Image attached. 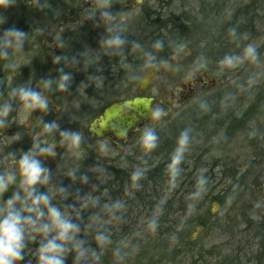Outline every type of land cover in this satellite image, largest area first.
I'll return each instance as SVG.
<instances>
[{"label": "rangeland", "instance_id": "374dc122", "mask_svg": "<svg viewBox=\"0 0 264 264\" xmlns=\"http://www.w3.org/2000/svg\"><path fill=\"white\" fill-rule=\"evenodd\" d=\"M86 2L85 0L84 4ZM157 2V0L148 1L149 6H155ZM169 3L166 10H170L174 16L183 18V21L178 23L188 25L191 30L187 35L179 37L176 34V25L168 20L163 22L166 24L164 27L171 24L169 27L171 32L166 31L165 36L173 40L171 48L174 51L165 57V60L172 63L173 68L145 67L144 56L143 66L138 70L130 64L122 68L109 64L108 67L106 65V69L114 80L107 82L101 78L96 79L95 92L91 99L81 92L78 97L70 96L71 94L68 93L65 95L67 100L61 98L56 100V104L62 106L63 131L81 133L82 121L88 116L87 114L82 116L83 106L92 105L90 113L94 112L97 116L108 104L135 97L138 95L142 80L149 73L158 76H155L149 85L145 96L161 98L171 90H177L180 85L186 84L193 65L200 58H204L206 66L192 72V77L211 73L220 80V83L191 98L181 107L173 110L168 117L159 118L145 126L156 131L159 137L156 147L158 149L165 144L177 145L183 129L192 130L189 143L180 145L181 159L179 162H174V167L177 169L174 180L150 189V194H154L155 198L158 195L159 199L158 197L156 199L162 204L152 206L149 204L150 208L146 209L140 204L136 194L109 184L112 181L111 167L122 168L129 172L134 168V170L136 168L144 170L157 160L164 159L153 155L152 151L158 149L146 151L141 146L140 137L143 130L122 149L115 148L111 141H106L91 145L90 148L80 145L78 148L68 149L65 146L62 154L45 155L43 159L39 157L43 165L50 169L51 179L48 185H38L37 189L39 192L49 191L54 200L57 195L53 187H65L71 194L75 193L69 195L67 199L55 201L54 204L62 209L67 207L66 211L73 214V222L78 223L80 229L85 231L84 237L88 242L90 241L89 243H95L94 235L101 228L117 229L123 224L130 226L129 229L133 231L128 236L129 242L121 241L120 249L112 251L111 257L104 258L102 264H264V233H259L258 230L259 225H264V101L259 99L264 95V0H170ZM33 7L29 0H16L14 6L0 8V18L4 20L0 23V35L11 27L27 25L23 23L26 21L23 11H32ZM62 20L68 22L69 19ZM62 20L59 18L58 23L53 26L58 28ZM68 26H73L72 20H69ZM232 29L236 30L235 36L231 33ZM31 33L32 36L38 34L36 31ZM162 35L164 36V33ZM145 37L147 38L146 35ZM25 43L27 46L15 56L14 62L9 60L13 58L11 49L6 66H2L6 60L1 62L0 59V87L3 85L0 90L4 92L3 90L7 88V91L0 95V106L12 103L13 96L10 98L12 92L9 90L15 82L18 83L17 87L25 84L22 78L16 75L22 71V67L29 64L25 59L33 56L28 55L31 48L29 39H25ZM248 44L256 47L259 53L258 60L244 59L236 66H223L219 63L226 55H243ZM99 70L103 68L97 67V76L102 74ZM41 94L44 96L43 92ZM261 99H264V96ZM204 100H208L204 105H208L210 109L194 108ZM17 102L20 109L16 111V122L11 121L12 111L6 117L0 118L3 119V123L0 124V136H4L3 144H0V173L15 171L10 169L7 161L13 142L9 133L11 126L15 125L20 133H24L35 126L39 128L42 118L45 117L40 109L23 108V102L18 97ZM257 104L260 114L247 122L246 126H238L240 123L243 124L244 120L234 123L233 127L236 125V128L220 127L221 120L225 116L228 118L235 114L239 117L247 108ZM211 105L217 107L216 112ZM203 111L206 114L212 112L211 117L205 121L203 117H197ZM226 113L231 115L227 116ZM201 118L202 122H195V119ZM54 119L53 114L48 115L49 123ZM177 150L172 153H177ZM255 158L258 163L255 162L254 169L250 170L241 182V174L247 172V162ZM98 167L104 168L110 178L105 180L101 176L100 179V174L96 172ZM73 168L78 169L75 180L67 175ZM237 172L238 175L233 176ZM16 173L17 183L10 186L8 192L0 194V205L17 190L20 176L19 172ZM81 175L89 177L87 184L80 181ZM201 177L206 178L204 185L198 183ZM93 186H96L95 190ZM228 188L232 191L224 194ZM185 189L201 191L196 195L197 197L192 198L194 205L191 210H194L195 216L199 215L206 220V227L195 224L187 230L188 239L180 242L172 232L168 235L166 231L169 230L171 222L182 223L181 213L179 216L168 215L167 224L158 230L153 229L152 221L159 223L162 218L157 212L163 203L166 204L175 197L177 199V195L174 194ZM88 193L100 196L101 203L96 208L81 209L77 197L78 195L84 197ZM225 195H228V198L224 206L215 201L216 198ZM180 196H183L181 192ZM118 199L125 205L119 212L120 219L109 221L105 217L103 223H97L95 227H87L90 217L101 212L104 203ZM189 199L190 197L187 196L186 200ZM257 203L260 204L258 208L255 207ZM138 205L143 206L144 210ZM173 207V209L177 208V206ZM77 209L81 211L79 217L74 214ZM143 211L145 213H142ZM245 213L253 219L252 228L248 226L247 233L242 220V215ZM100 215L105 216V213L101 212ZM160 230L163 232L162 235L157 234ZM132 236L136 237L132 238ZM128 237L125 235L122 240ZM135 239L137 240L134 242ZM39 243V239L26 241L24 259L17 264H29V261L31 264H37L38 258L33 253L39 247ZM74 260L75 253L74 258L71 259L72 263L67 264H74Z\"/></svg>", "mask_w": 264, "mask_h": 264}, {"label": "clouds", "instance_id": "9594fccd", "mask_svg": "<svg viewBox=\"0 0 264 264\" xmlns=\"http://www.w3.org/2000/svg\"><path fill=\"white\" fill-rule=\"evenodd\" d=\"M16 0H0V8H8L14 6ZM30 5L36 8H43L44 3L41 0H29ZM108 7L100 10V18L107 25L109 35L102 38L100 43L106 52L114 51L121 53L124 46L128 43L123 34V27L114 24L116 15L109 11ZM95 14L84 15L86 19H93ZM0 23H3V18H0ZM233 36L236 35V30L232 29ZM27 33L16 27H11L0 35V57L9 58V49L22 50ZM246 38V37H245ZM135 49H139L145 58V67H168L173 68L174 65L165 59H158L157 53L164 49L165 42L156 40L152 44L153 51L145 50L139 42H132ZM175 54H173L174 56ZM259 53L256 47L248 44L243 55H226L219 63L223 66H236L244 59L258 60ZM98 59V58H94ZM173 59V57H172ZM60 56L55 57V62L59 63ZM206 66L204 58H200L188 73V78H192V72ZM56 82L58 90H66L71 77L69 74H63ZM101 76H94L90 79H99ZM52 84L51 80L44 81L43 87L47 88ZM11 95L18 97L23 102V108L40 109L46 111L49 106V100L40 92L33 90L31 87L22 86L12 90ZM206 105L202 104L201 107ZM12 111V105L6 103L0 106V118L6 117ZM164 109L156 106L149 111L150 119H159L164 115ZM3 119H0V124ZM59 125L55 122L43 124V131L53 133L58 129ZM62 139L60 143L66 145L68 149L78 148L82 144V135L79 132L62 131L60 132ZM127 136V132L122 133ZM16 136L19 137V134ZM158 135L153 128L145 127L140 137V144L146 151H151L157 147ZM190 140L188 129L181 132L178 143L187 145ZM102 148L105 146H101ZM182 149H178L173 157L174 162H179L181 159ZM55 156L56 152L53 147L45 143H35L30 151H25L18 159L15 154H10V163L18 169L20 180L16 191L3 204L0 205V264H17L24 259V249L26 241H36L39 239V247L33 253L38 260L37 264H65V258L70 252L75 253L74 264H102L103 255L106 246L111 243V236L108 231L98 230L94 235L99 251L87 246L84 240L78 239L80 233V225L73 222L72 213L67 210V207L61 208L53 203L54 197L47 192H39L38 185H48L51 179L50 169L45 167L40 156ZM98 169L99 178L104 177L105 180L110 178L106 174V170L102 167ZM78 169L69 170L67 175L73 180L76 179ZM144 170L137 168L131 174V179L138 182L143 178ZM89 177L81 175L80 181L87 184ZM17 183V173L15 171L0 173V194L9 191L10 186ZM200 185L206 183V178L201 177L198 181ZM132 187H139L138 183H134ZM56 195L60 198L67 199L70 195L65 187H53ZM94 190L96 186H93ZM199 193H196L198 195ZM80 200V208L87 209L89 207L96 208L101 203V197L92 193H88L84 197H77ZM124 202L120 199L109 201L103 204L101 212L105 216L97 213L90 217L89 227H95L97 223H103L105 217L110 220L120 219L119 212L124 208ZM255 207H260L257 203ZM75 209L74 207H71ZM75 216L79 217L81 211L75 210ZM152 226L155 227V221H152ZM31 264V261H29Z\"/></svg>", "mask_w": 264, "mask_h": 264}, {"label": "flooded vegetation", "instance_id": "af4514ba", "mask_svg": "<svg viewBox=\"0 0 264 264\" xmlns=\"http://www.w3.org/2000/svg\"><path fill=\"white\" fill-rule=\"evenodd\" d=\"M84 1L85 0H41V3H45L43 8L33 7L34 10L32 11H23V14L26 16V21L23 23L27 25L19 26L18 28L27 33L26 39H29L31 45L28 55H33L34 58L31 56L25 59L29 64L22 67V71H19L16 75L22 78L25 83L24 86L31 87L33 90L40 93L43 92L44 96L49 100L48 108L50 110L43 111L45 117L42 118L39 128L35 126L27 132L20 133L15 125L11 126L9 133L13 142L10 146V154H15L17 159L25 151H30L35 143L48 144L54 148L56 155L62 154L66 146L60 143L62 139L60 132L63 131V117L61 116L62 106L57 105L56 100L59 98L66 99L65 95L68 93L71 94L70 96L75 95L78 97L81 95V92L91 99L95 92L96 79L93 80L90 78L97 76V67L103 68V70H99L102 74L98 76H101V79L107 82L114 79L111 73L109 71L107 72L106 65L108 67L109 64H112L122 68L130 64L135 66L136 70L141 69L143 66V54L139 49H135L132 46V42H139L144 47V44H153L154 41L159 40V36H162V40L165 42L164 49L165 51L168 50V53H159L157 55L158 59H165V57L172 54V51H174L173 48H171L173 40L165 36L166 31L169 33L171 32L169 30L171 24L164 27L166 24L163 23L168 20L174 24L173 13L170 10H166L167 6L170 4V0H157L158 2L155 6H149V0H86V4H84ZM72 3L79 4L73 5ZM105 7L110 8L108 10L116 15V19L113 23L123 27V34L128 41L119 54L114 51L106 52L100 43L102 38L109 35L107 31L108 26L105 25L100 18V10ZM86 13H96V16L93 19H86L84 18ZM59 18L61 20H72L73 26H68L69 20L68 22L62 20L60 26L55 28L53 24L58 23ZM81 20L83 23L80 22ZM48 26H50V28ZM156 28L161 29L156 30ZM31 31H36L38 34L32 36ZM163 33L164 36L162 35ZM26 46L24 41L23 47ZM20 51L21 50L11 49V52H9L13 58L9 60L14 62L16 59L15 56L20 54ZM56 56L61 57L59 63L55 62ZM3 58H0L1 62L3 60H6V62H3L2 66H6L8 59ZM61 70H63V74H69L71 77L68 82V88L63 91L58 90L56 87V82L62 75ZM48 80H51L52 84L47 88L43 87V82ZM17 85L18 83L15 82V85H13L12 89L9 91L12 92L13 89L17 88ZM183 86L186 88H183ZM197 86H201V84H192L190 87L186 82V84L180 85L177 90H171L169 94L161 98H154L155 103L157 106L163 108L164 111L166 108H171V112L168 113L169 115L173 110L181 106L174 108L168 100H172L173 97L179 98L181 95L187 93L188 89H197ZM2 93L4 92L1 91L0 95ZM137 96L139 95L135 97ZM11 97L12 95L10 98ZM66 100L64 101L66 102ZM123 101L117 100L113 103ZM159 102H162V104H159ZM11 104L13 105L11 121L16 122V111L20 109L17 97H12ZM107 106H105L97 116H95L94 112L90 113L93 107L92 105L83 106L81 110L82 116L88 115L85 120L82 121L81 127V135L83 137L81 145L84 148H90L91 145L100 142L111 141L115 148L122 149L147 125V123L144 122L136 123L127 133L128 140L123 145L121 141L115 139V135L108 132L104 133L102 139H97L96 135L91 132V127L102 115L103 110ZM49 114H53L55 118L53 122L59 125L58 129L54 130L53 133H46L43 131V124L49 123ZM168 115L166 116L164 114L160 119L168 117ZM155 120L157 119H152L150 123ZM17 134H19L20 139L16 136ZM3 137L4 136H0V144H3ZM40 158L43 159V156H40ZM10 159L11 156H8L7 161L8 164H10V169H14L18 172V169L10 163ZM105 254L106 256H111L112 253L109 251Z\"/></svg>", "mask_w": 264, "mask_h": 264}, {"label": "trees", "instance_id": "16d2710c", "mask_svg": "<svg viewBox=\"0 0 264 264\" xmlns=\"http://www.w3.org/2000/svg\"><path fill=\"white\" fill-rule=\"evenodd\" d=\"M174 25H176L177 30H176V34L179 37H183L185 35H187L188 33L191 32V30L188 28L189 26L186 24H179L180 21H183V18H180L179 16H174ZM179 22V23H178ZM179 24V25H178ZM158 29V28H156ZM146 35V34H145ZM155 38V37H154ZM157 38V36H156ZM155 38V39H156ZM159 40H162V36H159L158 38ZM147 47V48H146ZM144 48L151 50L152 49V44L147 45L144 44ZM153 50V49H152ZM174 50V49H173ZM168 53V50L165 51V49L161 50L159 53ZM3 85L0 87L2 89ZM4 92L7 91V88H5L3 90ZM1 92V90H0ZM264 95L260 96L259 99L264 101L263 98ZM205 102H208V100H204L203 102H201L200 104H197L194 108H200L202 104H204ZM212 106V105H211ZM214 108V112H216L217 107L216 106H212ZM204 108L206 109H210V107H208V105H206ZM212 112L209 113H205V111H203V113L201 115H198L197 117H203V119H195L196 123H200L199 121L202 122L209 119L211 117ZM222 114V112H221ZM260 114V110H259V105H255L252 106L250 108H247L241 116H235V114L231 115L226 113L227 116L231 115L230 117L226 118V116L223 118V120H221L220 123V127L221 128H225L227 126L232 127V128H236V125L233 127L234 123L239 122V121H244L243 124L240 123L238 124L239 127L242 126H246L248 123L253 120V118L256 115ZM247 119V120H246ZM185 129H183L184 131ZM192 130H189V133L191 134ZM194 132V131H193ZM218 135V134H217ZM260 144V143H259ZM258 145V143H257ZM180 149V144L177 142V145H171V144H165L163 147L161 148H155L158 149L156 151H152L153 155L157 156L159 158H164L162 160H157L156 162H154V164H151L148 168L144 169V175L143 178L141 180H139L138 182L133 181L131 179V174L133 173V171H135L133 169V171H126L125 169H117L115 167H111L110 168V172H111V177H112V181L109 182V184H112L113 186H115L116 188H123V189H128V192H132L133 194H136V197L139 198L140 204H143V206L148 209L150 208V205H161L162 202L157 200L155 198L154 194H150V189L154 188V187H158V186H162L166 181H171L177 172V169L174 167L175 163L174 161H172L174 155L176 153H172L173 151L176 152L177 149ZM255 162L258 163L257 158H255V160H251L249 162H247L246 164V170L247 172H244V174L240 176V181L243 182V178L245 175H248L249 171L254 169V165ZM137 169V168H136ZM237 174H233V176H237ZM174 180V179H173ZM134 183H138L139 187H132V185ZM173 185V184H172ZM232 191V189H227L224 191L225 193H230ZM180 192L183 196H180ZM70 193V192H69ZM196 193H201V191L195 192L194 190H186L185 191H179L178 193H175L174 195H177V199L176 197L173 198L172 200H170L167 205V203H163V205L160 207L159 212H157L158 216H160V218H162V220L159 221V223H155V227H153V229L158 230L161 229L162 227L164 228L165 224H167L166 221V217L168 215L171 214V216L176 215L179 216V214L181 213L182 215V223H178L177 222H171L170 226H169V230L166 231V234H170L171 232L175 235V237H178V241H183L187 238V230L190 229V227L195 226V224H197L198 226L201 227H206V220H203L199 215L195 216V214L193 213L194 210H191V207L194 205V201L192 198L197 197ZM73 195H75V193H72ZM72 194L70 193V195L72 196ZM189 196L190 199L186 200V197ZM180 197V198H179ZM226 198H228V195L225 196H221L219 198H216L215 201L218 202L220 205L224 206L226 203ZM56 200H53V203H55V201L57 200H61L62 198H60V196H56L55 197ZM159 199V197H158ZM208 200V199H207ZM150 204V205H149ZM141 205H138V207L142 210H144V207ZM173 206H177L176 209H173ZM142 213H145V211H143ZM242 220L244 222L243 227H245V232L247 233L248 231V226H250L252 228V217L249 215H246V213L244 215H242ZM169 223V221H168ZM131 225V224H129ZM122 227H118L117 229H109L107 227L101 228L100 230L102 231H108L109 234H111V243L108 244L106 246L104 255H103V259L104 258H109L111 256H106V252L109 251H115L120 249L121 246V241L122 243H128L129 241V235L131 234L130 232H132L133 230L129 229L130 226H126V224L121 225ZM131 227H135L133 225H131ZM258 230H260L259 233H264V225H259ZM125 231V233L123 232ZM94 232V229H93ZM84 230H81L80 233L78 234V239L84 240L87 246H90L92 248L96 247V250L99 251L98 245L95 243H89L88 239H86L84 237ZM134 233H136L137 237L138 233L136 231H134ZM157 234L162 235L163 232L160 230L159 233L157 231ZM127 235L128 239L122 240L124 238V236ZM262 236V235H260ZM136 237V236H132ZM95 240V239H94ZM137 239L133 240L134 242ZM150 241V240H149ZM190 242V240H189ZM123 246V245H122ZM74 258V252H70L67 256V258L65 259V264L67 263H72L71 259ZM68 261V262H67ZM74 263V261H73Z\"/></svg>", "mask_w": 264, "mask_h": 264}, {"label": "water", "instance_id": "95a60500", "mask_svg": "<svg viewBox=\"0 0 264 264\" xmlns=\"http://www.w3.org/2000/svg\"><path fill=\"white\" fill-rule=\"evenodd\" d=\"M154 73H149L141 82L138 88L139 96L126 100L123 102L113 103L107 106L102 115L94 122L91 127V132L96 135L97 139H102L104 133H112L115 135V139L121 141L122 145L125 144L128 140V136H123V132H129L136 123H150L149 111L150 109L157 106L154 98H148L145 96L146 91L155 78ZM205 80H208V83H205ZM220 83L219 79L215 78L214 74L207 73L202 74L201 76L189 78L187 85L191 87L192 84H203L198 89H188V92L181 95V97H173L172 100H168L174 108L181 106L185 101L193 98L197 94H200L203 91L209 90L216 87ZM183 88H186L183 86ZM162 104V102H159ZM165 115L167 116L171 112V108L165 109Z\"/></svg>", "mask_w": 264, "mask_h": 264}]
</instances>
